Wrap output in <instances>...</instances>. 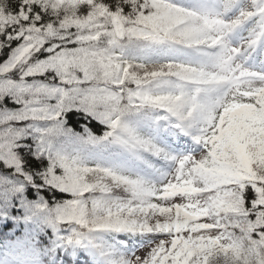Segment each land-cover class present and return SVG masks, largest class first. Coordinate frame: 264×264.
I'll list each match as a JSON object with an SVG mask.
<instances>
[{
	"label": "snow or ice",
	"instance_id": "obj_1",
	"mask_svg": "<svg viewBox=\"0 0 264 264\" xmlns=\"http://www.w3.org/2000/svg\"><path fill=\"white\" fill-rule=\"evenodd\" d=\"M0 264H264V0H0Z\"/></svg>",
	"mask_w": 264,
	"mask_h": 264
}]
</instances>
